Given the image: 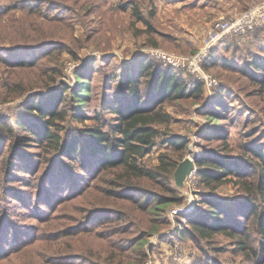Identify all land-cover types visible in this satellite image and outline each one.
Instances as JSON below:
<instances>
[{
  "label": "rangeland",
  "instance_id": "rangeland-1",
  "mask_svg": "<svg viewBox=\"0 0 264 264\" xmlns=\"http://www.w3.org/2000/svg\"><path fill=\"white\" fill-rule=\"evenodd\" d=\"M263 1L0 0V56L11 61L5 65L0 60V121L6 134L15 133L20 139L26 134L14 121L38 117L26 106L37 91L47 92L38 84L49 74L56 76L50 84L53 88L79 86L78 73L80 80L89 79L92 96L82 109L84 119L75 117L79 109L66 105V118L57 121L63 126L61 135L83 139V130L111 117L106 111L97 120L96 114L104 110L100 98L114 90L108 85L114 72L130 65L138 74L144 60L164 72H173L188 88L163 106L172 115L168 129L184 136L188 146L179 156L169 145L158 143L143 162L158 165L159 154L167 152L178 158V164L192 158L195 169L181 188L174 179L177 167L173 171L172 184L179 189L182 201L169 209V223L149 235L143 264H253L234 252L235 242L228 237L215 236L210 241L182 238L179 228L197 208L206 207L204 196L217 195L232 207L238 206L236 200L244 195L235 184L237 177L231 174L217 188L204 185L198 174L199 160L218 154L239 162L262 163L250 148L264 151V93L250 80L258 71L245 69L247 64L264 59V27L239 37L228 35L200 61L198 69L188 60L173 65L151 52L185 58L196 55L219 18L240 14ZM133 5L152 26L134 15ZM151 10L153 15H149ZM210 52L213 59L206 62ZM40 58L43 65L39 69L16 66L20 59ZM7 73L13 82L35 88L8 95L2 87ZM207 77L216 82L210 84ZM195 85L202 90L199 97L196 89L189 95ZM150 95L151 90L145 88L144 96ZM66 104L75 102L66 100ZM211 111L218 113L216 119L210 118ZM29 142L16 146L28 152L26 158L36 169L31 173L11 167L2 171L1 165L9 162L6 151L12 142L0 136V154L5 155L0 157V264H89L91 240L117 245L121 237L133 236L116 231L119 220L110 213L113 206L128 210L129 203L122 199L99 202L103 188L110 186V173L97 176L89 156L70 159L55 155L46 143ZM102 205L107 206L101 208L105 210L86 219V210ZM175 207L183 211L171 217ZM100 216L111 219L99 225ZM86 228L93 229L92 233L86 235ZM254 236L257 240L256 233ZM218 247L222 250H216Z\"/></svg>",
  "mask_w": 264,
  "mask_h": 264
},
{
  "label": "trees",
  "instance_id": "trees-1",
  "mask_svg": "<svg viewBox=\"0 0 264 264\" xmlns=\"http://www.w3.org/2000/svg\"><path fill=\"white\" fill-rule=\"evenodd\" d=\"M133 13L138 19L144 20L146 25L152 26L148 17L141 14L135 5H133ZM153 13L151 10L149 15ZM225 40L218 42L211 51ZM212 57L213 54L210 52L206 62L213 59ZM0 60L5 65H11V61L4 56H0ZM42 65L41 58L35 61L20 59L16 64L18 68L23 69H39ZM246 67L245 70L250 68L254 73L258 71L250 76V80L255 85H259V89L264 93V59L259 58ZM10 74L7 73L2 78V87L7 90L8 95L15 91L23 92L35 88L13 82ZM77 76L79 86L76 87L65 84L60 88H53L50 84L56 80V76L51 74L44 81H40L38 87L48 89L47 92L37 91L32 103L26 106L38 117L14 121V124L26 131L22 139L15 133L6 134L3 121H0V136L12 142L6 151L9 162L1 165V170L11 167L13 170L20 168L27 173L34 171L35 166H32L25 155L28 152L16 146H24L30 143L29 141L46 143L52 153L68 156L70 159L73 156L86 155L87 158L89 156V162L95 164L97 176L102 172L110 173L108 178L110 186L103 188V196L99 202L114 199L128 202L130 205L128 210L113 206L110 213L116 215L119 220L115 230L128 231L133 236L121 237L117 245L112 243L106 246L104 243L95 244L90 239L92 247L89 246L90 256L87 262L125 264L126 259L129 258L127 264H143L146 258L144 246L149 235L169 223V209L182 201L179 189L172 184L173 171L177 167L178 158L162 152L159 154L160 163L155 166L145 164L143 158L158 143L169 145L179 156L186 150L188 140L168 129L172 115L165 110L163 104L178 97L184 88L188 87L179 76L173 72H164L154 64H150V60H144L140 64L138 74L128 65L109 77L108 85L111 84L114 90L108 92L109 95L107 92L104 93L100 98L104 110L96 114V119L100 120L106 111L111 113V117L106 118V122L100 121V124L83 130L85 135L83 139L77 136L68 139L67 135H61L63 126L57 121L66 118L68 106L70 109L73 107L79 109L75 117L84 119L82 109L92 96L89 79L80 80L79 73ZM145 88L151 90V95L147 96L149 98L144 96ZM195 89L199 97L202 92L200 85H195L189 95ZM66 100L75 104H66ZM217 114L216 111H211L210 118L216 119ZM86 117L89 116L86 114ZM250 149L263 164L257 160L239 162L218 154L197 162L198 174L204 185L217 188L227 181L226 177L231 174L237 177L235 184L244 195L240 200H236L238 206L235 204L232 207L229 202L223 201L217 195L204 196L202 202L206 207L197 208L195 213L187 217V224L179 229L182 238L190 236L194 240L201 238L210 241L215 236L228 237L235 242L234 252L254 264L264 263V151ZM3 156L5 155L0 154V157ZM11 157L15 160H11ZM104 207L107 206L89 208L86 210V219L93 215L96 217L100 211L105 210L101 209ZM100 217L99 225L111 219L108 216ZM92 231L93 229L86 228V235ZM254 233L258 237L257 240ZM216 250L221 251L222 248L218 247Z\"/></svg>",
  "mask_w": 264,
  "mask_h": 264
},
{
  "label": "built area",
  "instance_id": "built-area-1",
  "mask_svg": "<svg viewBox=\"0 0 264 264\" xmlns=\"http://www.w3.org/2000/svg\"><path fill=\"white\" fill-rule=\"evenodd\" d=\"M260 26H264V1L240 14L219 18L213 24L206 36L203 48L196 55L185 58L176 55L158 53L156 51H152L151 53L152 55H159L163 60L173 65H178L181 62L188 60L190 64L195 66V69H198L197 65H199L200 61L204 60L207 57L208 52L225 37L228 35H235L237 37L243 36ZM207 79L210 84L216 82L215 78L207 77ZM182 211V208L175 207L172 209L170 215L173 217L175 214Z\"/></svg>",
  "mask_w": 264,
  "mask_h": 264
},
{
  "label": "water",
  "instance_id": "water-1",
  "mask_svg": "<svg viewBox=\"0 0 264 264\" xmlns=\"http://www.w3.org/2000/svg\"><path fill=\"white\" fill-rule=\"evenodd\" d=\"M195 169L194 160L190 157L184 158L177 166L174 172L175 183L178 187H183L187 176Z\"/></svg>",
  "mask_w": 264,
  "mask_h": 264
}]
</instances>
